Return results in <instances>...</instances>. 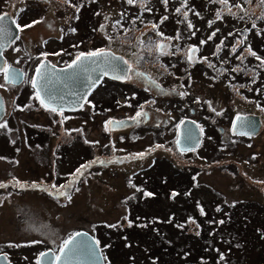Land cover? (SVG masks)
Returning <instances> with one entry per match:
<instances>
[{
	"label": "rangeland",
	"instance_id": "374dc122",
	"mask_svg": "<svg viewBox=\"0 0 264 264\" xmlns=\"http://www.w3.org/2000/svg\"><path fill=\"white\" fill-rule=\"evenodd\" d=\"M79 2L28 3L33 12L41 14L40 22L24 32L28 44L35 47L44 39L54 47L80 39L85 49L98 45L123 54L131 62L129 78L136 81L130 88L137 89L143 99H154L137 105L135 99L125 96L131 105L116 108L117 99H124V82H111L105 102L99 100L104 84L97 88V103L111 106L105 109L113 115L108 120L132 117L137 106L150 110V118L146 123L140 118L129 129L138 139L127 133L121 140L115 134L125 149H105L98 119L86 124L87 136L100 139L93 146L57 123L56 133L47 126L49 130H43L40 142H33L30 149L25 141L7 145L5 137L18 140L23 136L24 117L54 122L44 110L32 107L18 112L14 108L13 116L18 117L12 119L14 129L7 136L0 134V184L7 183L17 195L0 196V245L5 239L46 235V230L59 236L73 227L89 229L106 264H264V187L256 180L264 176V66L246 51L251 48L264 59V4L260 0H229L227 6L213 0H186V4L184 0H137L129 5L126 0H93L75 20L74 6ZM241 4L243 8L236 6ZM4 8L12 13L19 7L11 0L0 1V10ZM164 17L167 19L161 22ZM70 24L79 32L70 33ZM153 24L159 26L157 30L152 29ZM61 31L63 40H56L54 36ZM161 42L163 47L158 48ZM169 44L173 53L164 57ZM192 46L197 51L190 62L187 57ZM23 47L24 55L30 52ZM78 47L76 41L68 51ZM254 77L257 81L250 84ZM11 89L4 91L9 107L18 88ZM18 90L28 97L26 89ZM170 95L177 97L171 99ZM183 100L189 103L186 107H198L193 116L202 124L200 130L204 132L210 125L213 135L205 132L201 146L187 153L178 150L171 125ZM210 107L215 112L213 121ZM241 113L259 115L260 134L247 137L249 140L241 136L225 140L229 120ZM96 115L103 114L96 111ZM7 119L0 123L7 124ZM219 125L224 126L223 131ZM154 140H160L157 145L163 147L151 152L147 144L153 145ZM138 153L145 155L137 158ZM49 164L65 174L69 170L72 178L88 175L81 171L89 167V173L94 170L98 175L89 182L85 177L73 180L79 187L68 185L72 198L65 206L59 199H49L47 188L22 194L25 181L33 185ZM82 165L86 167L77 172ZM62 190L66 192V187Z\"/></svg>",
	"mask_w": 264,
	"mask_h": 264
},
{
	"label": "flooded vegetation",
	"instance_id": "af4514ba",
	"mask_svg": "<svg viewBox=\"0 0 264 264\" xmlns=\"http://www.w3.org/2000/svg\"><path fill=\"white\" fill-rule=\"evenodd\" d=\"M2 1H7L9 2V0H0ZM14 4L18 5V9L15 12H12L9 9H1L0 10V16H2L3 14H7L11 17V19L13 21H8L5 22L3 24V27H8V26H12V23H15L16 27L17 25L20 26V28H23V31L20 30V28H17V33L16 35L13 37V39L11 40V42L9 43V45L7 47H5L2 50V55H3V59L5 61L4 66L2 68H0V85H3V87H0L3 99H4V104H5V113L4 115L0 118V122L5 119L6 117L7 119V127L4 128H0V134L1 135H6L7 136V131L11 132L14 128L12 126V119L13 117L16 118L17 116H13V114H15V110L14 108L20 112V110H26L28 108H32L33 109H41L44 110L45 112L49 113V116L51 118V121L54 122L53 124L50 122H41L38 120H30L26 117L22 118L24 125H21L22 128L24 129V134L23 136H19V139L16 140L13 136V139H8L5 136V143L7 145L12 144L14 142L16 143H22L20 141H25V146H27L28 148H32L33 147V142H40L39 139H41V135L45 132H43V130L48 131L49 129H47V126L49 128H51L52 132L55 133V131H53L55 124H59L60 128H62L64 131H67V133H72L75 132L76 135L78 134L81 139L82 142H89L90 146H93L95 143H99L100 139L97 137L95 139L89 138L87 136L86 133V124L89 121L98 119L99 120V129L102 132V138H103V145L105 147V149L108 151L114 149V150H118L120 149L119 147H122L123 149L126 148L125 145L118 143V140L116 139L115 134H120L121 136H119L118 139H121V137L125 134H127L126 136L130 135V137H135L136 139L139 138L138 135L131 133L132 131H130L129 129H131L132 126L135 125V123L141 121L139 120L140 118L143 119V121H145V123L147 122V119L150 118V110H148L145 107L142 106H137L136 108H138L136 110V112L133 114L132 117H136V113L140 112L142 113L141 117H136V119H134V122L132 124H130L127 127L124 128H110L109 126H107L106 128V122L108 121V118L113 116L110 113H105V109L109 110L111 108V106H107L105 104L103 105H99L97 103L98 98L95 96V92L97 90V88L102 87V85L104 84L105 88L102 91V95H99V100H102V102H105L106 100H108V95H107V86L108 84L111 82H124V88L127 89H123V96L124 99L122 101H119L120 99H117L118 102H115V105L117 106L116 108H121L123 105L130 103V101L127 98H133L135 99V104L137 103V105H139L141 102H144V100L147 99H154L152 96H149L148 98H142L140 95V92L137 91V89L134 88H130V83H135L136 81L134 79H130L127 78L124 81H119L116 79H112L109 77L104 76L101 81L98 83L97 86H95L86 96V98L81 102V106L77 109V110H73V111H59L60 113L63 112H67V115L64 116H57V113H59L58 111H50L48 108H45L43 105H41L39 103L38 100H33L36 98V91L35 89L31 86V79L33 77V73L35 71L36 66L38 65V63L43 60V59H48L50 62L56 64V65H65L67 64L69 61H71L75 56H77L80 52H89V51H95L98 50L100 48H102V46H96V47H90L88 49H85L84 47H82L81 40L80 39H76L74 41L70 43H66L62 46L59 45H55L54 47H50L49 45H47L45 42H43V40L39 43V45H36L35 47H32L30 44H28V41L25 39L24 37V32L27 28H25V25H32L34 21H39L41 19V14L38 12L35 13L31 10V8L28 6V3H48L51 2V0H11ZM90 1L93 0H81V2H79L78 4H75L74 6V19L78 20L82 17V10L84 8L89 7L90 5ZM95 12V11H94ZM96 12H98V10H96ZM94 14V13H93ZM104 28V27H103ZM74 30V31H73ZM79 32L78 27L75 24H70V33H75V32ZM65 34L63 31L60 32V34L58 36H54V38L56 40H63L62 37H64ZM71 41V40H70ZM78 42V45L80 46V48L77 51H68L69 48L71 46L74 45V42ZM160 45H163V43L161 42ZM26 46L30 52H27L26 55H24V53L26 52L24 47ZM169 48L167 49L168 52L164 53L163 56H168L171 55L173 52L171 51V46L170 44L168 45ZM39 47V48H37ZM195 47L196 46H192ZM162 48V47H160ZM47 55H44V54ZM56 53H59V55H56ZM27 62L25 64V61ZM193 60H195L193 58ZM18 61L22 62V63H18ZM163 61V60H162ZM8 65H14L16 67H19L22 71V78L15 83H12L10 81H7V79L5 78V68ZM131 72V71H130ZM255 73H257L255 71ZM246 75V72H244V76ZM251 77V75H250ZM140 78V77H139ZM104 79H108V81H104ZM148 78L144 77V80L147 81ZM135 81V82H133ZM257 81V77L251 78V81L249 82L250 84H252L253 82ZM11 88H20V89H26L27 90V98L25 95V91L22 90H15L13 92V98H12V106L9 107L8 104V97L7 94H5V89H10L13 90ZM264 94V93H263ZM125 96H127V98H125ZM173 97V98H171ZM177 96L175 95H170L171 99H175ZM26 98V99H24ZM121 98V97H118ZM20 99H23L22 101H20ZM186 100V99H185ZM202 103V102H201ZM186 104H189L188 102H185L184 100L180 103V113H178L179 115H177V119H173L172 120V129L174 131V140H177L178 134H179V130H180V126L185 128L184 124L186 125V122L190 121L191 123V128L193 127L192 123L195 122V124L197 125L198 129H199V141L196 145H194L191 148H186L184 146H178V150L182 153H187L190 152L191 150H196L198 149L202 142H204V135L205 132L208 133V135L210 137H212V133H211V126L207 125L208 128L202 132V130H200L202 127L200 123H198V121L194 118V116L196 115L197 112H195L196 110H198L197 106H188L186 107ZM9 108V110H8ZM187 110H184V109ZM213 107H210L209 109V117L210 119L213 121V116H215V112L212 111ZM178 109V108H177ZM32 110V109H30ZM100 111L101 114L103 115H96V111ZM146 111L148 112V116H146ZM172 113V111H170ZM194 115V116H193ZM220 115H222V112L220 113ZM257 115V114H255ZM259 116V115H258ZM131 117V116H130ZM49 118V119H50ZM117 118V117H115ZM235 118V116H234ZM234 118H231L229 121V127L230 128V132L228 133V135H223V138L226 140L228 138H230L231 136H241L244 137L246 139L251 138L252 136H256L257 134H260L261 132V128L263 126L262 124V119L260 122V126L259 129L255 132V133H248L246 131H235L233 129V122H234ZM18 119V117H17ZM79 122H76L78 121ZM201 120L205 123V120L203 118H201ZM193 121V122H192ZM205 125V124H204ZM210 126V127H209ZM214 126V125H213ZM220 130L223 131V127L222 125L218 126ZM217 127V128H218ZM42 129V131H41ZM190 129H185L184 133H188L190 132ZM175 133H176V138H175ZM133 134V135H132ZM253 134V135H252ZM125 136H123L124 138ZM248 137V138H247ZM90 140V141H88ZM122 140V139H121ZM249 140V139H248ZM251 141V140H250ZM122 142V141H120ZM153 145L150 146V144L148 145V148L151 149V152H155L157 149V144H160V140H154L153 141ZM35 146H39L38 144H35ZM154 146V147H152ZM147 148V149H148ZM122 149V150H123ZM11 158V157H9ZM41 164V163H39ZM103 167H108L106 165H103ZM53 168V169H52ZM90 168V167H89ZM82 170L81 172H84L85 174L88 175H82V176H78L80 177L79 179H83L85 177V180L87 182H89L90 177H95L98 174H96V172L93 170L92 173H89L88 169ZM138 167L137 169L141 170L143 168ZM69 171V170H68ZM67 174H65L64 172H62L55 164L53 165V167L50 166L46 168L45 170H43V174H39L36 179L38 180L37 182L35 181V183H33V185H31V182H26L25 181V185H24V190L22 192L25 193L26 191H30L33 190L35 192H40V189H44L46 190V195L49 199L56 200L59 199L60 200V204L65 206V204H67V202L71 201L72 198V194L67 193L68 190V185L71 186V188H77L79 187L78 184H75L73 182V180H75L76 178H72V172H68ZM135 171V170H134ZM92 174V175H90ZM130 175L131 172H129ZM134 174V173H133ZM69 178V179H68ZM60 179V180H59ZM257 181L261 182V186L264 187V176L263 177H258L256 178ZM40 181H44V182H40ZM58 181H60V186L58 187ZM45 184L46 187L44 186ZM53 185H55V187H53ZM66 187V192H63L62 188ZM7 195V194H15L17 195V190H13V188H11L10 186H8V184L6 183L3 187H0V196L2 195ZM8 196V195H7ZM263 201V200H262ZM264 205V203H263ZM75 228L71 227L69 229H67L66 231L62 232V234H60L59 236H52V234L46 230V235H42V236H34L31 238H25V239H5L4 243L0 245V264H49V261L51 262V264L53 263V257L58 253L60 247L62 246V244L64 243L65 240H67V238L72 235L75 231ZM85 229V228H83ZM81 230V229H80ZM86 230V229H85ZM89 230V229H87ZM22 249L26 250V253H24V251H21ZM13 250H19L21 252L15 253L13 252ZM46 253V255L42 258L43 260H41V256L42 254ZM52 256V258H51ZM19 258L21 260H19Z\"/></svg>",
	"mask_w": 264,
	"mask_h": 264
},
{
	"label": "water",
	"instance_id": "95a60500",
	"mask_svg": "<svg viewBox=\"0 0 264 264\" xmlns=\"http://www.w3.org/2000/svg\"><path fill=\"white\" fill-rule=\"evenodd\" d=\"M2 17H6V19L0 21V65L4 64L2 49L11 42V39L18 31L15 23H12L11 27H3L5 22L13 20L7 14H3ZM104 50L106 55L85 58L72 68L68 67L72 61L66 65L58 66L51 63L48 59H43L36 67L33 75V79L38 80L35 89L40 92V99L44 100L45 104L52 108L72 109L81 104L85 95L104 75L120 80L127 78L129 63L125 56L109 48ZM37 68L42 70V79L37 77ZM7 70L9 74L20 73L22 78V71L19 67L8 65ZM21 78L14 82H18ZM7 81L9 80L7 79ZM4 109L3 97L0 92V117L3 115ZM111 121L118 122L110 125L111 127L122 128L128 126L133 120L121 118L111 119ZM260 122L258 115L238 114L234 119L233 129L235 131L244 130L248 133H255L259 129ZM192 124V128L190 121L186 122V125L184 124L185 128L180 126L177 139L179 146L190 148L198 143L199 129L195 122ZM185 129H190L191 131L186 134L184 133ZM67 240L73 241L69 246L71 251L66 250L67 254H65V252L59 250L56 256H60L62 259L59 261L53 259V264H105L97 241L88 231H77ZM45 255L46 253L41 256V260H43L42 258Z\"/></svg>",
	"mask_w": 264,
	"mask_h": 264
},
{
	"label": "snow or ice",
	"instance_id": "6c2138e0",
	"mask_svg": "<svg viewBox=\"0 0 264 264\" xmlns=\"http://www.w3.org/2000/svg\"><path fill=\"white\" fill-rule=\"evenodd\" d=\"M65 2H67V0H65ZM126 2H127L129 5H133V4L137 3V0H126ZM213 2H214V3H219V4L224 5V6H227L228 3H229V0H213ZM249 2H250V0H249ZM164 3H167V0H164ZM184 3L186 4V0H184ZM260 3H261V4H264V0H260ZM236 6L239 7V5H236ZM180 11H181L180 8H177V9H176V12L179 13ZM228 11L231 12V8H229ZM185 18H187V13H185ZM217 18H218V19L221 18L220 13H217ZM5 19H6V17H2V16H0V21H3V20H5ZM166 19H167V17L162 18V21H161V22H163V20H166ZM39 22H40V21H34L32 25H25L24 27H25V28H27V27H32L34 24L39 23ZM101 27H103V25H102ZM158 27H159V26H158L157 24H153V25H152V29H153V30H157ZM188 27H189V28H192L193 25H192L191 23H189V24H188ZM253 27H255V25H253ZM17 28H20V26L17 25ZM20 30L23 31V28H20ZM73 31H74V30H73ZM156 34H157V35H160V36L163 35V33H160L159 31H157ZM192 34L195 35V33H192ZM214 35H215V33L212 34V36H214ZM230 35H231V33H230ZM212 36H209V39H211ZM109 39H111V38H109ZM168 39H173V38H172V37H169ZM175 39H179V36L175 37ZM201 43H202V44H203V43H206V41H201ZM157 47L160 48V47H163V46H162V45H157ZM217 47L219 48V46H217ZM196 51H197V49H196L195 47H190V48L188 49V57H187V58H188V60H189L190 62L192 61L193 56L195 55V52H196ZM233 51H235V48L233 49ZM246 51H247L251 56L255 57L257 60H260V61H261V66H264V59H262L260 56H258V55L256 54V52H254L251 48H247ZM44 55H47V54L45 53ZM56 55H59V53H56ZM104 55H106L104 49H98V50H95V51H89V52H87V53L80 52V53H79V54H78V55L72 60V62L68 65V67H69V68H72V67L77 66V65L79 64V62H81V61H82L83 59H85V58L99 57V56H104ZM237 58L239 59V57H237ZM205 59H206V58H205ZM233 70L235 71L236 69H233ZM36 71H37V77H39V78L42 79V78H43V73H42L41 68H37ZM5 78L8 79L10 82H14L15 80L21 78V74H20V73L9 74V73H8V70H7V67H6V68H5ZM32 84H33V87L35 88V87L37 86V84H38V80H37V79H33V80H32ZM0 87H3V85H0ZM36 98H37L38 100H40L41 105H43L45 108H48V105L45 104L44 100L40 99V92H39V91L36 93ZM49 110H50V111H53V112L57 111V109H55V108H50ZM60 114L62 115V113H60ZM141 116H142V113H140V112H137V113H136V117H141ZM136 117H134L133 119H136ZM115 123H118V122L111 121V120H110V121H107V122H106V128H107L108 125H112V124H115ZM6 127H7L6 123H0V128H6ZM86 142H87V141H86ZM156 147L159 148V147H163V146H162V145H157ZM149 151H151V149H149ZM144 155H145V153H138V154H136V157H137V158H142ZM81 167H86V165H82ZM79 171H80V169H77V172H79ZM3 186H4V185L0 184V187H3ZM21 187H23V185H21ZM53 187H55V185H53ZM61 187H63V186H61ZM146 195H152V194H151V193H147ZM201 211H203V210H201ZM221 223H223V221H221ZM77 235H79V234H77ZM72 243H73L72 240H65L64 243H63V246H62L61 249H60V251H61V252H65V254H67V253H66V250L71 251V249H70L69 246H70ZM42 255H44V254H42ZM53 259L59 261V260H61L62 258H61L60 256H55V257H53ZM221 259H223V257H221ZM49 264H51L50 261H49Z\"/></svg>",
	"mask_w": 264,
	"mask_h": 264
},
{
	"label": "trees",
	"instance_id": "16d2710c",
	"mask_svg": "<svg viewBox=\"0 0 264 264\" xmlns=\"http://www.w3.org/2000/svg\"><path fill=\"white\" fill-rule=\"evenodd\" d=\"M239 7H241V8H243V5L241 4V5H239ZM211 11V10H210ZM178 14H180V12L178 13ZM211 14H212V12H211ZM209 17H211V15L209 16ZM168 18L170 19V17L168 16ZM247 21H248V19H247ZM251 21H253L252 19H251ZM223 41H225V40H222V42H221V44L223 43ZM220 44V45H221ZM227 45V44H226ZM206 58V57H205ZM124 89H127V88H124ZM264 93V92H263ZM133 173H134V171H132L131 172V174L133 175ZM262 206H263V204H261Z\"/></svg>",
	"mask_w": 264,
	"mask_h": 264
},
{
	"label": "bare ground",
	"instance_id": "6f19581e",
	"mask_svg": "<svg viewBox=\"0 0 264 264\" xmlns=\"http://www.w3.org/2000/svg\"><path fill=\"white\" fill-rule=\"evenodd\" d=\"M260 118V117H259ZM260 121H261V119H260Z\"/></svg>",
	"mask_w": 264,
	"mask_h": 264
}]
</instances>
